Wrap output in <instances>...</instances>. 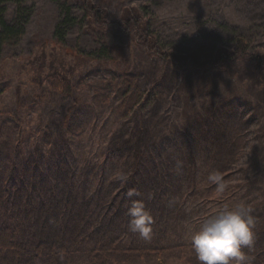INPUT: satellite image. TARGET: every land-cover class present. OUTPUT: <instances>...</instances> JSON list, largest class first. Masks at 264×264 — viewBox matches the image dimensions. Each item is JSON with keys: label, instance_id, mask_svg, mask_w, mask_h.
Listing matches in <instances>:
<instances>
[{"label": "trees", "instance_id": "trees-1", "mask_svg": "<svg viewBox=\"0 0 264 264\" xmlns=\"http://www.w3.org/2000/svg\"><path fill=\"white\" fill-rule=\"evenodd\" d=\"M79 1L87 24L97 28L103 39L105 31L111 30L104 21L106 12L89 0ZM3 2L0 50L4 43L19 40L26 11L19 4L16 17L8 22ZM122 13L115 25L123 31L133 28L132 45L142 46L175 70L236 68L231 63L244 59L251 63L247 62L251 72L259 73L264 88V56L250 52L244 39L235 38L231 50L171 53L146 32L136 11ZM107 49L113 48L103 40L102 50ZM135 83L133 77L124 75L117 107L107 108L111 104L106 96L102 110L76 95L67 75L51 70L39 84L46 85L48 94L71 100L55 125L65 135L53 141L40 128L28 136L25 148L21 147L24 128L18 115L24 101L18 100L16 110L6 116L0 112V264H138L175 250L196 259L190 236L181 238L186 232L191 235L194 218L202 222L218 210L235 207L230 187L220 191L210 179L213 174L224 175L239 147L233 130L221 122H206L185 136L158 140L152 143L153 149H146L148 138L137 130L143 126L144 106L154 95L153 89ZM130 115L138 116V124L131 122L127 133L120 128ZM42 138L48 143L42 145ZM130 190L138 194L132 199L143 200L153 216L150 239L128 227ZM203 205L211 206L207 213ZM174 237L181 240L174 243ZM24 240L33 241L34 247L29 248Z\"/></svg>", "mask_w": 264, "mask_h": 264}, {"label": "rangeland", "instance_id": "rangeland-1", "mask_svg": "<svg viewBox=\"0 0 264 264\" xmlns=\"http://www.w3.org/2000/svg\"><path fill=\"white\" fill-rule=\"evenodd\" d=\"M89 2L106 12L104 21L111 30L105 31L103 39L97 28L87 24L79 0H4L2 4L8 22L16 17L19 4L26 10L19 40L4 43L0 50V112L6 116L16 110L18 100L25 103L18 111L24 128L21 147L25 148L28 136L36 135L40 128L53 141L62 133L65 135L63 129L55 130V125L61 121L59 112L64 113L71 100L52 96L46 85L39 84L51 70L67 75L76 95L102 110L106 96L111 104L107 108L117 107L123 76H131L137 87L154 92L144 106L143 126L136 128L148 138L146 149H153L155 141L185 136L206 122H221L237 135L239 147L226 164L221 181L223 188L230 187L233 206L251 209L253 243L242 250L250 257V264H264V88L259 73L251 72L247 65L251 63L244 59L231 63L236 68L228 65L222 69L179 72L158 56L149 55L142 46H133L131 38L136 39L132 37L133 28L123 31L115 25L122 12L136 11L134 15L140 16L146 32L156 38L164 51L231 50L233 40L240 37L250 52L264 56V0ZM103 40L113 49L102 50ZM137 117L130 115L124 119L120 129L128 133L127 126L131 122L136 126ZM43 138L42 145L48 143ZM210 208L203 205V213ZM192 223L190 233L201 222L195 217ZM188 236L186 232L181 238ZM180 240L174 237L172 242ZM23 242L29 248L34 247L33 241ZM138 264H198V261L175 250Z\"/></svg>", "mask_w": 264, "mask_h": 264}, {"label": "clouds", "instance_id": "clouds-1", "mask_svg": "<svg viewBox=\"0 0 264 264\" xmlns=\"http://www.w3.org/2000/svg\"><path fill=\"white\" fill-rule=\"evenodd\" d=\"M220 191L223 184L220 175L210 176ZM138 194L135 190L127 193L128 227L145 240L150 239L154 219L141 199H132ZM254 217L251 209L243 205L223 208L206 217L190 235V245L198 264H250L242 250L253 243Z\"/></svg>", "mask_w": 264, "mask_h": 264}]
</instances>
